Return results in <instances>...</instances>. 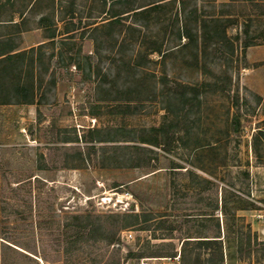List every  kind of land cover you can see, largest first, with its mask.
Returning <instances> with one entry per match:
<instances>
[{
    "label": "rangeland",
    "instance_id": "1",
    "mask_svg": "<svg viewBox=\"0 0 264 264\" xmlns=\"http://www.w3.org/2000/svg\"><path fill=\"white\" fill-rule=\"evenodd\" d=\"M33 13L59 33L24 75L35 107L0 123V264H183L184 241L186 264H264V0ZM126 145L152 152L103 149Z\"/></svg>",
    "mask_w": 264,
    "mask_h": 264
},
{
    "label": "crops",
    "instance_id": "2",
    "mask_svg": "<svg viewBox=\"0 0 264 264\" xmlns=\"http://www.w3.org/2000/svg\"><path fill=\"white\" fill-rule=\"evenodd\" d=\"M22 1L0 0V84L10 82L18 73L22 74L24 79L26 69L37 63L34 61V53L49 41L55 40L56 38L51 37H57L59 33L51 31L50 38L42 40V33L48 31L51 19L33 12L44 0ZM11 100L13 101L14 97L9 93H2L1 88L0 123L7 121L11 114L23 110L24 107H35L31 103L14 104Z\"/></svg>",
    "mask_w": 264,
    "mask_h": 264
},
{
    "label": "trees",
    "instance_id": "3",
    "mask_svg": "<svg viewBox=\"0 0 264 264\" xmlns=\"http://www.w3.org/2000/svg\"><path fill=\"white\" fill-rule=\"evenodd\" d=\"M122 4L120 1H117L115 5H119ZM142 9V8H141ZM131 10H128V12H124V13H114L113 18L116 19L117 17L123 15V14H128ZM114 24L119 23L118 19L113 21ZM51 38H55L54 36ZM27 80H24L22 77V74L18 73L16 75V77L14 79H12L10 82H5V83H1L0 84V89L2 88V93L4 94H8L12 97H14V100L12 102H15L14 104H32L34 102V91L36 90V85L33 84V82H30ZM31 80V79H30ZM39 87V86H38ZM5 91V92H4ZM104 150L106 151H112V152H116L118 150H125V151H135L138 153H143L145 152V154H149L152 151L149 149H145V148H140L138 146L135 145H126V146H111V147H103ZM110 219H114L116 221V223H113L114 221L111 220L112 224H115V228L117 227V231L122 229V228H126V227H132V226H136L143 223H148L149 219L148 218H144V220L141 219V217L139 215H127V216H115L112 217ZM124 219V222L120 223L121 220ZM197 241H184L181 247V253H180V262H182L183 264L185 263V252L186 250L189 248L190 245H196ZM249 244L252 246L254 245L255 247H259L262 246V252L264 253V243H260L258 241L257 238H254V244L252 242V240L249 238ZM178 253L175 254L174 257H177Z\"/></svg>",
    "mask_w": 264,
    "mask_h": 264
},
{
    "label": "built area",
    "instance_id": "4",
    "mask_svg": "<svg viewBox=\"0 0 264 264\" xmlns=\"http://www.w3.org/2000/svg\"><path fill=\"white\" fill-rule=\"evenodd\" d=\"M262 219H264V214L260 216ZM122 241H130L133 239V233L131 231H124L121 233ZM179 259V258H176ZM161 261V259H144L141 261V264H158V262Z\"/></svg>",
    "mask_w": 264,
    "mask_h": 264
}]
</instances>
